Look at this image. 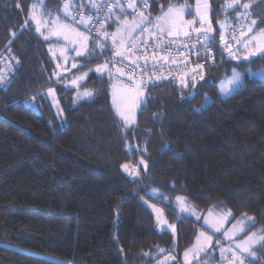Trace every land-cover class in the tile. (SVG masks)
<instances>
[{
    "label": "trees",
    "instance_id": "trees-1",
    "mask_svg": "<svg viewBox=\"0 0 264 264\" xmlns=\"http://www.w3.org/2000/svg\"><path fill=\"white\" fill-rule=\"evenodd\" d=\"M38 1L0 0V73L7 72L10 81L6 90L0 85V264H160L158 258L173 248L181 262L198 225L178 222L174 207L150 199L153 188L172 200L186 196L200 213L221 203L231 210V221L246 212L256 221L251 230L264 227V80L247 75L264 67V60L225 65L217 56L205 80L218 85L233 66L243 76V87L227 99L218 98L217 87L200 89L203 81L191 99L190 88L182 92L175 80L158 81L146 93V111L135 115L136 131L126 134L127 144L147 141L149 170L134 183L120 165L137 163L140 154L130 156L125 148L109 86L92 77L83 84L100 93L73 104L76 89L56 84L52 75L51 40L42 39L30 21L24 27ZM41 1L44 12L57 11V0ZM171 2L188 5L185 18H191L194 0ZM229 2L208 0L217 41L219 22L236 26L256 19L252 32L264 27V0H241L250 5L243 21L235 19L243 9H227ZM167 3L159 0L149 12L158 15ZM49 87L55 88L63 117L44 97ZM205 95L213 102L196 111ZM141 197L177 223L175 243L170 231L157 228ZM257 255L264 257V251Z\"/></svg>",
    "mask_w": 264,
    "mask_h": 264
},
{
    "label": "snow or ice",
    "instance_id": "snow-or-ice-1",
    "mask_svg": "<svg viewBox=\"0 0 264 264\" xmlns=\"http://www.w3.org/2000/svg\"><path fill=\"white\" fill-rule=\"evenodd\" d=\"M156 2L157 0H88L87 3H84L81 0H57L58 8L55 16L52 12L45 11L41 13V17L48 16L50 19L38 18L35 5H33L24 24V27H29V21L34 23L36 25L35 32L39 33L45 41H49L51 36H57L63 37L68 43L75 45L70 49L59 48V57L56 56L53 46H49L53 59L59 58L65 63L71 61L70 68L53 71L52 75L56 77V84L64 83L65 88H68L70 84L72 89H76L73 104H77L81 100L91 101L95 95L100 93V88L89 89L83 84L84 81L92 77L100 80L101 84H107L113 88V103L116 107V116L119 117L121 130L125 133V148L130 156L133 153L140 154L137 163L120 165L122 171L134 183L140 182L142 175H146L149 170L147 141L143 146L130 145L127 144L126 134L129 131H136L134 113L137 109L142 112L146 111V105L149 102V96L146 93H149L152 88L158 87L160 77L157 73L160 68L157 67V64L160 61L168 63L173 51L180 56L188 52L201 58L195 62L190 78H185L188 73L179 77L180 90L183 92L184 89L190 88L189 98L191 99L206 86L217 87L215 82L205 80V72H210L217 66V56L219 63L225 65L231 61H249L250 57H259L264 60V28L247 40L237 39L239 36L246 35L245 28L247 32L253 31L257 25L256 19H251L250 24H241L239 32L235 28L229 29L230 39L225 38L226 22H219L218 44L213 35L212 22L208 15V0H203V2L196 0L195 11L191 13L190 19H185V11L189 6H181L178 3H170L166 9L161 6L159 14L152 17L148 9L155 10ZM61 3L62 11L59 9ZM16 7L19 8L20 5L17 3ZM225 7L233 11H236L238 7L242 8L243 11H237L235 19L240 21L248 19L246 13L250 8L249 4H241V0H230ZM82 9L83 11H81ZM128 9H131V14L138 16L139 19H133L131 22L125 19L129 14ZM261 23L264 24V21ZM113 27L115 31L110 32L109 29ZM42 28L46 32L42 31ZM137 29L140 30V36H146L139 44L134 42L138 37L132 35ZM109 41H111L110 45ZM232 41L239 45L235 50ZM253 41L256 42L255 46H252ZM177 42L182 47L173 49L171 46ZM66 51L74 53V55H66ZM242 51L243 55H241ZM105 52L108 55H104ZM225 53H227V59H225ZM11 59L15 60L16 58L11 57ZM101 59L103 62H99ZM16 62L19 63L18 60ZM171 63H176V61L171 60ZM205 65H207V69ZM184 66L188 67L186 61H184ZM241 66H243L242 63ZM8 67L10 69L11 65ZM57 68H61V65L57 64ZM71 69L77 71L73 72L71 76L63 75L64 72H69ZM149 73L152 75L149 76ZM248 74L250 77L264 80V70L261 73H252L248 70ZM125 76L129 82L125 91L131 100L126 109L117 105L115 100L117 82L123 84L122 78ZM164 78L167 79V77ZM199 81L204 83L200 85V89H197ZM9 83L7 72L0 73V85L4 86L5 90ZM242 87L243 76L233 66L231 75H226L219 80L218 98L227 99L235 95ZM44 97L45 99L51 97L52 106L56 107L57 114L63 117V109L59 106L55 88L49 87L44 93ZM203 100V105L196 111H203L213 102L207 95L203 97ZM25 104L38 110L39 106L34 103L29 104L28 101H25ZM63 123L66 121L62 120ZM173 187L175 186L173 185ZM148 196L150 199L155 198L159 204L178 209V212L173 214L180 223L185 220H192L194 224L203 221L194 243L183 252V264H211L215 260L214 253L217 249L220 264H255L258 251H264V227L257 231H251L255 227L256 221L246 212L231 228H224V222L232 216L231 210H226L217 216L216 208L218 206H213L208 210L207 215H203L194 204L189 202L186 196L175 195L173 201L171 194L166 195L165 192L157 188H153ZM141 200L155 214L157 228L161 232L170 231L173 243H175L177 223L169 222L163 209L157 207L156 203L149 204L148 200H144L143 197ZM225 241L227 244L224 243ZM159 251L164 253L166 250L159 249ZM167 254L171 261H176L174 248L167 250ZM176 264H180V262L176 261ZM261 264H264V257L261 258Z\"/></svg>",
    "mask_w": 264,
    "mask_h": 264
},
{
    "label": "rangeland",
    "instance_id": "rangeland-1",
    "mask_svg": "<svg viewBox=\"0 0 264 264\" xmlns=\"http://www.w3.org/2000/svg\"><path fill=\"white\" fill-rule=\"evenodd\" d=\"M202 2H203V0H202ZM33 5H35V8H36V14H37L38 18H42V19H50V17H48V16H43V17H41V13H44L43 6H42V1H41V0H39L38 2H35V4H33ZM33 5H32V6H33ZM32 6H31V9H32ZM195 6H196V0H194V4H193V7H192V12L195 11ZM62 8H63V5H61V6L59 7V9H60L61 11H62ZM166 8H167V7H166ZM166 8H165V9H166ZM31 9H30V10H31ZM50 12H51V11H50ZM52 13H53V16H55V14L57 13V11H52ZM235 17H236V16H235ZM125 19H127L129 22H131L133 19H139V17L137 16V17L133 18V17H130L129 15H127V16L125 17ZM185 19H186V18H185ZM30 22H31V21H30ZM223 22H225V21H223ZM31 23H32V22H31ZM236 23H238V22L236 21ZM32 24L34 25V27H36V25H35L34 23H32ZM229 24H230L229 22H226V24H225V30L227 29V26H228ZM243 24L247 25V24H249V23H243ZM240 25H241V24H239V23L236 24V27L239 28V30H241ZM263 28H264V27H263ZM261 29H262V28H261ZM42 31H45V32H46V30L43 29V28H42ZM109 31H110V32H114V31H115V28L113 27V28H111V30H109ZM244 31L246 32V35L242 36L240 40H247L250 36L256 35L260 30H259V31H255V32H247V30H246V28H245ZM139 33H140V30H139V29H137L136 32L132 33V35H133L134 37H138V38L134 41V42L137 43V44H138L142 39H145V38H146V36H140ZM38 34H39V33H38ZM46 34H47V33H46ZM39 36L43 39V37H42L40 34H39ZM49 40H51V42H50V44L48 45L47 50H48V52H49V54H50V56H51L52 59H53V55H52V53L49 51V46H50V45L53 46L54 51L56 52V56H57V57L60 56L59 48L70 49V48H72V47H75V45L70 44V43H68V41L64 40L63 37L51 36ZM255 43H256V42L253 41V45H252V46H255ZM238 46H239V45H236L235 47H233V49L235 50V48L238 47ZM243 54H244V53H243V51H242V52H241V55H243ZM66 55L71 56V55H74V53H71V52L66 51ZM250 58H251V57H250ZM78 59H79V58H78ZM53 61H54V64H55V71H61L63 68H70L71 61H68L67 63H65L62 59H59V58H58V59H53ZM100 62H103V61H100ZM57 64H60V65H61V68H57ZM93 67H95V65H94ZM262 70H264V67L259 68V69L251 70V72H252V73H261ZM76 71H77L76 69H71V71H69V72H64L63 75H65V76H71L72 73H73V72H76ZM230 75H231V74H230ZM230 75H229V76H230ZM247 75L249 76V74H248V70H247ZM249 77H250V76H249ZM55 78H56V77H55ZM251 78H252V77H251ZM258 79H259V78H258ZM218 84H219V82H218ZM68 87H71L70 84H69ZM217 88H218V85H217ZM125 89H126V87H125L124 85H122L121 83H118V82H117L116 89H115V100H116V104L119 105L121 108H124V109H126L127 106L131 103L130 96H129V94L125 91ZM81 90H83V89H81ZM75 94H76V93H75ZM109 94H110V105L112 106L113 111H114V113H115V115H116V107L114 106V103H113V100H114V90H113V88L110 87V86H109ZM49 98H50V101H51V97H49ZM138 111H139V109H137V110L135 111L134 115H136V113H137ZM116 117H117V116H116ZM118 119H119V117H118ZM135 119H136V116H135ZM151 190H152V189H151ZM151 190H150V191H151ZM173 201H174V199H173ZM213 206H218V207L216 208V215H217V216L221 215L224 211L227 210V209L225 208V206H224L223 204H221V203H216V204L212 205V207H213ZM157 207H160V206L157 205ZM212 207H210V208H212ZM160 208H161V207H160ZM210 208H209V209H210ZM209 209H207V210H205V211H202L201 214H203V215H207V212H208ZM150 210H151V208H150ZM175 211L178 212V209H175ZM151 212H152V210H151ZM152 214H153V216L155 217V214H154L153 212H152ZM240 217H241V216H239L238 218H235V220H233V221H231V220H230L231 217H229V218L227 219V221L224 222L223 227H224V228H231L232 225L235 224L236 221L240 219ZM193 219H194V218H193ZM202 223H203V221H200L199 223H197V225H198V226H197L198 229H197V231H196V233H195L194 236H196V234L201 230V228H200V224H202ZM246 223H247V222H246ZM251 231H257V230H251ZM217 235H220V234H217ZM242 235H243V234H242ZM194 240H195V237H194ZM194 240H193V242L191 243V245L194 243ZM224 243L227 244V241H225ZM191 245H190V246H191ZM188 247H189V246H188ZM188 247H187V248H188ZM214 255L217 256L218 261H217V260H214V261L211 262V264H220V257H219V251H218V249L215 251ZM202 258H203V257H202ZM170 261H171V260L168 258V254H166V255H162V256H160V257L158 258V262H159L160 264H162V263H166V262H170ZM180 264H183V254H182V256H181V262H180ZM255 264H261V257L258 256V255H257V258H256V262H255Z\"/></svg>",
    "mask_w": 264,
    "mask_h": 264
},
{
    "label": "built area",
    "instance_id": "built-area-1",
    "mask_svg": "<svg viewBox=\"0 0 264 264\" xmlns=\"http://www.w3.org/2000/svg\"><path fill=\"white\" fill-rule=\"evenodd\" d=\"M157 1H159V0H157ZM166 1L168 2L167 6L170 3H172L171 2L172 0H166ZM81 11H83V9ZM148 11H149V9H148ZM128 13H129L128 15L130 17H133V18L137 17V16H133L131 14V9H128ZM151 15H152V17L156 16V15H153V14H151ZM196 26L198 27L199 25H196ZM231 28H235L237 32L240 31L239 28H237L235 25L229 24L227 26V29L225 30V38L226 39H230V37L228 36V30L231 29ZM237 39H241V36L237 37ZM108 43L110 45L111 41H109ZM217 43L219 44V41H217ZM232 43H233V47L237 45L235 43V41H232ZM171 47L173 49H177V48L182 47V45L179 42H177L175 45H172ZM198 59H201V58L198 57L197 55L190 54L188 52H185L183 56H180V55H177L175 51H173L172 56L170 58V61L168 63H164L163 61H160L157 64V67L160 68V71L157 73V75L160 77L159 81H162V80L173 81V80H175L176 82H178L180 84L179 77L181 75H184L185 73H188V76H186L185 78L186 79L190 78L191 71L194 68L195 62ZM171 60H175L176 63H171ZM184 61H186L187 64H188L187 68H185V66H184ZM126 63H127V61H126ZM150 66H151V62H150ZM206 67H207V65H205V68ZM151 75L152 74L149 73V76H151ZM164 77H167V79H165ZM122 81H124V83L123 84L121 83V84L124 85L125 87H127V83H129V82L127 81V77L126 76L122 78ZM118 83H120V82H118Z\"/></svg>",
    "mask_w": 264,
    "mask_h": 264
},
{
    "label": "crops",
    "instance_id": "crops-1",
    "mask_svg": "<svg viewBox=\"0 0 264 264\" xmlns=\"http://www.w3.org/2000/svg\"><path fill=\"white\" fill-rule=\"evenodd\" d=\"M88 2V0H86V3ZM250 24V23H249Z\"/></svg>",
    "mask_w": 264,
    "mask_h": 264
}]
</instances>
